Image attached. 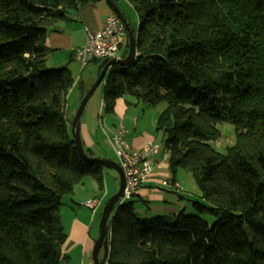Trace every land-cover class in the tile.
Segmentation results:
<instances>
[{
	"label": "trees",
	"instance_id": "obj_1",
	"mask_svg": "<svg viewBox=\"0 0 264 264\" xmlns=\"http://www.w3.org/2000/svg\"><path fill=\"white\" fill-rule=\"evenodd\" d=\"M99 1L0 0V264H64L63 199L85 178L104 187L68 124L74 79L46 62L45 23ZM114 1L137 15V56L109 71L104 110L126 94L166 104L170 171L190 173L200 200L198 215L147 219L135 197L118 206L108 264H264V0ZM224 124L235 143L219 153Z\"/></svg>",
	"mask_w": 264,
	"mask_h": 264
},
{
	"label": "crops",
	"instance_id": "obj_2",
	"mask_svg": "<svg viewBox=\"0 0 264 264\" xmlns=\"http://www.w3.org/2000/svg\"><path fill=\"white\" fill-rule=\"evenodd\" d=\"M110 11H112L110 6L106 0H103L77 11H70L67 19L47 21L45 23L48 29L46 46L50 51L46 61L48 66L53 69H69L74 82H77L74 77V72L77 70L74 66L75 64L80 65V63L77 60L76 52L83 46L87 30L98 31L105 23L106 15ZM99 66L100 63L91 62L86 68L91 67V70L93 69L99 74ZM80 68V71L86 69ZM106 80L107 78L104 81L106 82ZM103 97L99 104L96 101L90 105L91 98L83 110L80 121V136L85 152L90 150L94 157L107 158L118 163L112 138L121 125L127 130L126 141L132 149H141L150 143H163V135L157 131V119L166 108L163 111L157 110V107H149L135 96L126 94L116 101L113 113L107 114L104 110ZM80 100L82 99L80 98ZM71 110L69 105V118L73 120L77 110H73V113ZM151 166L152 172L149 180L139 188L134 199L137 201L135 207L136 205L140 206V210H137L142 217L144 216L143 218H152V212L158 210L165 212L168 207L177 212L182 211L180 206L187 204L185 201L191 197H196V195L199 198V191L190 173L182 170L185 175L183 178L190 184L187 187L181 180L180 170L176 172L175 176H172L168 160H163L160 155L151 158ZM102 173L110 179L108 184L104 183L103 189H99L94 179L85 178L80 185L75 186L71 194L65 196L67 198H65L66 204L64 206L68 211L69 219L74 222L73 229L76 233H86L89 223H94L99 213L102 216V210L109 201V197L119 190L114 185L117 183L115 177L105 170ZM173 178L175 183L182 186L181 191L162 188L160 183L162 180L170 179L171 181ZM118 182L120 183L119 180ZM94 198L100 199L96 211L84 206L86 201ZM166 211L170 212L169 210ZM81 243L83 250L86 251L85 249L89 246V239L85 238L84 242ZM77 246L79 248V244ZM92 261H89V264H93Z\"/></svg>",
	"mask_w": 264,
	"mask_h": 264
},
{
	"label": "built area",
	"instance_id": "obj_3",
	"mask_svg": "<svg viewBox=\"0 0 264 264\" xmlns=\"http://www.w3.org/2000/svg\"><path fill=\"white\" fill-rule=\"evenodd\" d=\"M85 42L77 52V60L82 68H86L91 62L113 60L123 58L121 53L127 43V30L119 17L110 11L106 15V21L98 31L86 32ZM127 130L119 126L112 138L113 148L125 177V189L119 205L133 199L139 188L149 180L151 175V158L160 155L163 160H169L171 150L163 144L150 143L141 149H132L126 141ZM172 180H162L164 187L173 186L180 190L181 185L171 183ZM100 199L94 198L84 203L86 208L96 211Z\"/></svg>",
	"mask_w": 264,
	"mask_h": 264
},
{
	"label": "rangeland",
	"instance_id": "obj_4",
	"mask_svg": "<svg viewBox=\"0 0 264 264\" xmlns=\"http://www.w3.org/2000/svg\"><path fill=\"white\" fill-rule=\"evenodd\" d=\"M123 2V6L122 9L125 11V13L128 16V20L130 21V24L132 25V27H134V29H136L138 27V18L136 13L134 12V10L132 8H130V6L128 5V3H126L125 1ZM122 52V56H123ZM76 68V72H74V77L77 79V82H74V88L71 89V91L68 94V104L71 107V112L73 113V110H78L81 104V100H80V95L82 92V86H83V91L84 92H88L93 86L94 84H96L97 80H98V73L96 71H93V69L91 70V67L86 68L85 70H81V66L75 64L74 66ZM96 68V67H95ZM106 82L103 81L101 84H99V86L96 88V91L94 92L93 96L90 97L92 98L91 101H89V104L92 105L93 102L97 101V104H99V102H101L102 97L104 95V90H105V84ZM89 105V106H90ZM166 104H162L160 106H158L157 110H162L166 108ZM76 114V113H75ZM220 130L222 132V137L220 139H218L216 142H210L212 144V146L214 148H216L219 153L220 152H226L227 148L232 147L234 145V141H235V134H234V127L230 124H224L222 126H220ZM105 171L109 172L112 176L115 177L116 180V188H119V175L117 173H115L114 170H110V169H104ZM109 170V171H108ZM183 171L180 170V174H182V178L181 180L184 182V184L188 187L190 186L189 183L186 182L185 178H183V176H185L183 173ZM191 175V174H190ZM192 177V175H191ZM108 181L110 182V179L104 175V183L108 184ZM174 194V193H173ZM112 197V196H111ZM67 198V197H65ZM110 199V197H109ZM64 201H66V199H63ZM92 200V199H91ZM199 198L197 197H191L189 198V200L185 201L187 204H183L182 206H180L181 210L184 211V214L186 215H198L197 212L194 210V208L192 207L193 201L199 202ZM89 201V200H88ZM87 202V201H86ZM85 202V203H86ZM140 206L136 205V210L139 209ZM184 209V210H183ZM140 210V209H139ZM166 210H169L170 212H167ZM165 210V212H163V210L161 211H154L152 212V216L153 217H157V216H173L176 215L178 213H180L181 211H175L172 210V208L168 207ZM138 211V210H137ZM91 212V211H90ZM102 213V212H101ZM60 218H61V225H63L64 230L67 234V241L65 242V244L63 245V253L66 254L68 256V259L65 260V262H63L64 264H89V261L93 260V256H92V251L94 249V245L96 240L99 238L100 235V219H101V214L99 213L98 216L95 218L94 223H89V227L87 228L86 233L82 234V233H76L74 232V225H73V221L71 219H69L68 217V211L66 209V207L63 205L60 212H59ZM138 215L139 217L143 218L140 214V212L138 211ZM74 216V215H73ZM204 220H206L209 224H213L215 222L216 219H214V217L210 216V215H202L201 216ZM85 238L89 239V246L88 248H86L84 251L83 250V244L81 242H84ZM79 244V248L77 246V244ZM100 259L103 258V251H101L100 253Z\"/></svg>",
	"mask_w": 264,
	"mask_h": 264
},
{
	"label": "water",
	"instance_id": "obj_5",
	"mask_svg": "<svg viewBox=\"0 0 264 264\" xmlns=\"http://www.w3.org/2000/svg\"><path fill=\"white\" fill-rule=\"evenodd\" d=\"M107 4L110 6V9L119 17L120 21L125 25L128 35V42H129V49H128V55L125 58H119V59H113V60H102L99 66V74H98V80L96 84L87 92L85 93L83 91L82 86V92H81V104L79 109L77 110L73 120L68 123L71 127V134L73 136L76 149L78 150L80 156L84 159V161H87L89 163L97 164L102 166L103 168L114 170L115 173L119 175V190L116 194H114L112 197H110L109 201L106 203L104 209L102 210V216L100 219V235L99 238L96 240L94 249L92 251L93 256V264H108L109 263V256H110V241H109V230H108V224L111 220V216L113 215V218L116 215V211L118 209L119 201L121 199V196L123 195L124 189H125V177L124 173L122 172V168L120 165L114 161L107 158H99V157H89L86 152L82 138H81V132H80V121L83 114V110L85 109L88 101L91 99L90 97L93 96L94 92L96 91V88L101 84L105 78L108 77L109 71L114 66L119 67H127L129 64H131L135 57L137 56V47H136V34L134 33L135 30L132 28V26L129 24L126 20V17L121 12L119 6L115 3L114 0H106ZM62 15V14H61ZM107 81V80H106ZM112 218V221H113ZM103 251V258L100 259V253Z\"/></svg>",
	"mask_w": 264,
	"mask_h": 264
}]
</instances>
